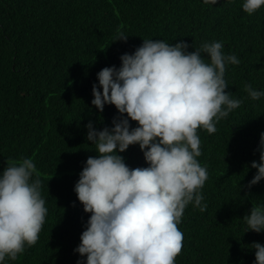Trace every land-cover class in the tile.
I'll return each instance as SVG.
<instances>
[{"label":"trees","instance_id":"16d2710c","mask_svg":"<svg viewBox=\"0 0 264 264\" xmlns=\"http://www.w3.org/2000/svg\"><path fill=\"white\" fill-rule=\"evenodd\" d=\"M242 0H0V171L22 157L36 164L48 213L35 245L5 264H77L90 213L74 185L86 159L96 156L86 125L111 127L119 115L91 104L96 73L120 66L144 39L187 42L194 51L206 41H222L228 65L226 91L242 100L221 119L217 131L198 130L208 179L204 212L189 204L178 225L182 250L175 264H253L251 243L264 244V231L245 230L242 217L264 204V180L248 188L259 161L264 132V97L251 100L245 84L264 90V7L253 15ZM126 40H115L118 34ZM115 40V41H114ZM126 115V114H125ZM130 126L136 122L130 120ZM132 168L146 167L139 145L120 153Z\"/></svg>","mask_w":264,"mask_h":264},{"label":"clouds","instance_id":"9594fccd","mask_svg":"<svg viewBox=\"0 0 264 264\" xmlns=\"http://www.w3.org/2000/svg\"><path fill=\"white\" fill-rule=\"evenodd\" d=\"M216 5L217 0H202ZM242 10L253 15L264 0H242ZM120 33L115 40H126ZM114 40V41H115ZM194 51L179 40L144 39L132 53L120 56L96 73L91 104L103 112L112 104L119 115L112 126L96 129L90 121L86 140L95 145L74 185L86 213H90L80 243L77 264H175L182 250L178 225L189 204L204 212L203 186L208 179L198 161V130L217 131L216 124L242 104L226 91L228 65H238L236 54H226L222 41H206ZM255 101L264 90L244 85ZM126 114V115H125ZM130 120L136 122L130 126ZM139 145L146 167L132 168L120 154ZM259 161L248 188L264 180V132L258 142ZM41 181L30 157L7 162L0 171V264L16 260L36 244L48 213ZM245 230L264 231V204L242 217ZM253 264H264V244L251 243Z\"/></svg>","mask_w":264,"mask_h":264}]
</instances>
